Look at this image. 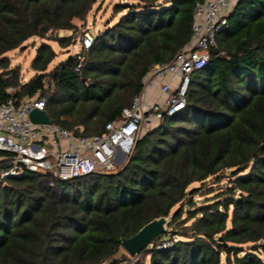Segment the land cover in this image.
I'll list each match as a JSON object with an SVG mask.
<instances>
[{
    "label": "trees",
    "instance_id": "1",
    "mask_svg": "<svg viewBox=\"0 0 264 264\" xmlns=\"http://www.w3.org/2000/svg\"><path fill=\"white\" fill-rule=\"evenodd\" d=\"M126 1L115 3L122 15L97 33L79 72L74 55L50 67L58 53L44 39L69 47L75 19L85 20L97 0H0V102L41 88L54 123L103 133L152 68L190 41L198 0ZM58 30L73 34L49 36ZM33 37L44 41L24 81L22 65L6 54ZM222 177L227 182L210 196L215 189L207 187ZM7 182L0 183V264H144V253L150 264H264V0L234 3L209 63L192 75L186 106L141 134L123 169L66 180L27 171ZM160 216H171L160 239L171 247L123 250L122 238Z\"/></svg>",
    "mask_w": 264,
    "mask_h": 264
},
{
    "label": "built area",
    "instance_id": "2",
    "mask_svg": "<svg viewBox=\"0 0 264 264\" xmlns=\"http://www.w3.org/2000/svg\"><path fill=\"white\" fill-rule=\"evenodd\" d=\"M236 1L198 0L190 41L172 61L152 68L142 92L123 110L121 118L106 124L101 134L87 136L54 122L34 123L29 113L34 108L45 110L47 103L41 88L33 96L21 100L10 97L0 102V152L10 153L0 158L1 183L8 185V177H20L27 171L49 173L53 178L66 180L123 169L136 139L157 126L165 115H174L186 106L192 75L209 63L218 32L228 27V14ZM97 33L87 28L79 38L80 48L74 53L76 71L81 72ZM155 87L160 89L163 99L150 102L149 90ZM9 91L15 92L16 87ZM4 160H8V167H1ZM171 243L166 238L157 242L162 249ZM130 261L123 258L120 264Z\"/></svg>",
    "mask_w": 264,
    "mask_h": 264
},
{
    "label": "rangeland",
    "instance_id": "3",
    "mask_svg": "<svg viewBox=\"0 0 264 264\" xmlns=\"http://www.w3.org/2000/svg\"><path fill=\"white\" fill-rule=\"evenodd\" d=\"M119 1H122L123 3L127 2L126 0H97L92 11L89 13L88 17L85 20L75 19V23L77 24V31L74 34L75 36H74L73 42L69 47H62L56 41L44 39L45 41H48L49 43H51L54 49L56 50V52L58 53L54 63L50 67H53L55 64H57L61 60L68 59L70 54L74 55V53L79 50L80 48L79 38L87 30V28H90L92 29L94 33H97L98 31L104 30L106 27L113 26L119 20L120 16L122 15V14H114V11H113L115 3ZM72 34H73V30L72 31L71 30H58L54 33H49V36L57 35L59 37H63V36H70ZM44 40H42L39 37H33L29 39L28 42H26L25 48L14 49V50L7 52L6 54L11 59L13 65L17 63L22 65L23 67L22 74L24 77V81H28L35 74V71L33 70L31 63L33 59L35 58L38 46ZM44 82H45V87L48 88L50 86L49 80L46 79ZM52 87H53V84H52ZM159 124L160 122L157 125ZM126 162L122 165L123 167L125 166ZM227 180H228L227 177L226 178L222 177L221 183L219 184L215 183L213 185H209L207 188L215 189V192L211 193L210 196H214L217 192H219L218 188L222 187V184H225ZM210 182L212 181H209L208 183ZM195 186H200V184L196 183ZM206 190L207 189H204L202 193H199L197 195L196 200L198 201V204H200L206 198L202 196V194L206 192ZM179 239L180 237H177V240ZM171 246H172V243H171ZM122 255H123V252L121 251L118 257L121 258ZM142 260L144 261V264H150V255L147 256L146 253H144L142 256ZM105 264H108V262Z\"/></svg>",
    "mask_w": 264,
    "mask_h": 264
},
{
    "label": "water",
    "instance_id": "4",
    "mask_svg": "<svg viewBox=\"0 0 264 264\" xmlns=\"http://www.w3.org/2000/svg\"><path fill=\"white\" fill-rule=\"evenodd\" d=\"M73 59V55L68 57V63ZM29 118L34 123H52L53 120L49 117L46 110L34 108L29 113ZM2 182L0 178V183ZM171 216H160L152 219L140 230L129 238H122L121 246L129 255H138L143 249L149 245H154L160 241L163 235L167 233L168 224Z\"/></svg>",
    "mask_w": 264,
    "mask_h": 264
},
{
    "label": "crops",
    "instance_id": "5",
    "mask_svg": "<svg viewBox=\"0 0 264 264\" xmlns=\"http://www.w3.org/2000/svg\"><path fill=\"white\" fill-rule=\"evenodd\" d=\"M19 63H17L18 65ZM171 77H168L167 79H170ZM148 101L152 102V101H160L163 99V94L161 93L160 89L155 87L149 90V94L147 97ZM2 157V155H0V158Z\"/></svg>",
    "mask_w": 264,
    "mask_h": 264
}]
</instances>
